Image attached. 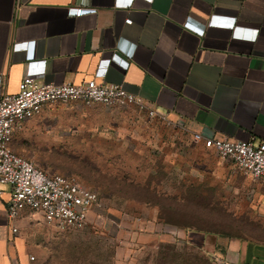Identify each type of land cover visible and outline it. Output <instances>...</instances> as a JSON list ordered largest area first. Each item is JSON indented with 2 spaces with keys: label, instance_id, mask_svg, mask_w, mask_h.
Here are the masks:
<instances>
[{
  "label": "crops",
  "instance_id": "obj_1",
  "mask_svg": "<svg viewBox=\"0 0 264 264\" xmlns=\"http://www.w3.org/2000/svg\"><path fill=\"white\" fill-rule=\"evenodd\" d=\"M73 2L0 0V94L17 90L28 61L45 60L47 82L79 83L93 76L100 59L116 53L127 66L110 62L103 80L142 96L158 115L176 120L190 139L197 131L264 140V0H88L81 15L70 16ZM28 120L9 140L17 151ZM216 166L223 188H253L228 159L221 157ZM7 198L5 191L0 196V264H30V244L20 230L28 210L9 221ZM158 210L137 217L149 226L142 233L135 230L147 240L137 243L138 249L168 239L176 248L200 251L213 264H264L263 242L171 225L159 219Z\"/></svg>",
  "mask_w": 264,
  "mask_h": 264
},
{
  "label": "rangeland",
  "instance_id": "obj_2",
  "mask_svg": "<svg viewBox=\"0 0 264 264\" xmlns=\"http://www.w3.org/2000/svg\"><path fill=\"white\" fill-rule=\"evenodd\" d=\"M83 105L51 104L21 130L20 151L9 144L48 175L75 177L103 204L64 232L25 209L20 230L30 244V264H185L184 259L211 264L189 246L174 253L168 239L156 247L135 246L147 241L135 230L149 228L137 217L156 206L168 224L264 243L263 184L223 188L214 167L221 157L193 146L170 117L149 115L135 105L99 104L92 110Z\"/></svg>",
  "mask_w": 264,
  "mask_h": 264
},
{
  "label": "built area",
  "instance_id": "obj_3",
  "mask_svg": "<svg viewBox=\"0 0 264 264\" xmlns=\"http://www.w3.org/2000/svg\"><path fill=\"white\" fill-rule=\"evenodd\" d=\"M87 5L88 0H74L67 13L79 16ZM130 21L125 19L126 23ZM110 62L127 66V62L120 60L115 53L99 60L91 78L79 83L56 84L43 79L45 60L28 61L17 90L0 94V196L7 191L5 212L9 221H14L28 209L64 232L81 225L89 213L102 207L95 190L75 177L48 175L30 159L14 153L9 140L17 127L39 114L47 104L79 101L108 107L135 105L149 115L155 114L156 109L142 96L127 91L121 84L103 80ZM191 141L212 149L231 161L241 174L264 185V140L254 137L235 139L194 131ZM11 231L16 232L17 227L11 226ZM29 258L33 259V256Z\"/></svg>",
  "mask_w": 264,
  "mask_h": 264
},
{
  "label": "trees",
  "instance_id": "obj_4",
  "mask_svg": "<svg viewBox=\"0 0 264 264\" xmlns=\"http://www.w3.org/2000/svg\"><path fill=\"white\" fill-rule=\"evenodd\" d=\"M158 217H159V219H161L162 221L167 222L166 220H164L163 216L158 215ZM186 227H187V226H186ZM219 234H221V235H225V236H230L229 234H226V233H219ZM173 250H174V251H173L174 253L177 252V248H176V246H174ZM195 251H196V250H195ZM198 252H200V251H198ZM200 253H201V252H200ZM192 258L196 260L198 257H197V255L194 254ZM183 261H184L185 264L187 263V260L184 259ZM210 263L213 264L212 261H210Z\"/></svg>",
  "mask_w": 264,
  "mask_h": 264
}]
</instances>
